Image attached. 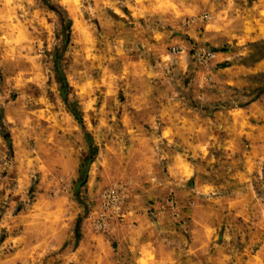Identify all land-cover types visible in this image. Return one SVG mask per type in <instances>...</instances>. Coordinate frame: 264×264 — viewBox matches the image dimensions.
I'll list each match as a JSON object with an SVG mask.
<instances>
[{
  "label": "rangeland",
  "instance_id": "rangeland-1",
  "mask_svg": "<svg viewBox=\"0 0 264 264\" xmlns=\"http://www.w3.org/2000/svg\"><path fill=\"white\" fill-rule=\"evenodd\" d=\"M143 1L144 7L153 3L180 13L138 14L140 0H0V264H138V253L113 251L108 230L114 228L129 242L160 243L157 264H264V141L251 151L246 138L242 145L229 136L215 116L257 100L264 105V72L249 76L241 88H215L211 72L217 66L210 68L219 51L185 34L215 17L223 20V5L231 0ZM57 2L73 20L66 51L60 18L52 10ZM251 3L236 0L247 9ZM56 52L69 91L56 79ZM237 53L233 63L255 64L264 60V42ZM181 62L191 63L185 72ZM153 84L159 89L155 96L211 120L216 136L200 157L177 141L160 142L157 152H148L150 135L137 140L127 134V112ZM77 107L84 130L70 113ZM91 147L98 150L89 168L92 182L77 195ZM176 148L195 165L193 185L187 181L184 190L206 191L200 188L207 183L215 188L203 195L193 190L198 198L190 214L173 210L175 195L161 208L163 217L151 202L150 223L142 224L146 235L141 234L133 226L140 221L129 215L143 204L136 196L145 187L136 175L154 156L160 160ZM166 161L161 160L167 172ZM111 191L119 194L120 211L105 202ZM68 196L81 208L80 238L76 222L71 240L53 249L51 223L69 218L62 201ZM186 197L181 205L188 212ZM87 218L98 238L79 247Z\"/></svg>",
  "mask_w": 264,
  "mask_h": 264
},
{
  "label": "crops",
  "instance_id": "crops-1",
  "mask_svg": "<svg viewBox=\"0 0 264 264\" xmlns=\"http://www.w3.org/2000/svg\"><path fill=\"white\" fill-rule=\"evenodd\" d=\"M140 1L141 4L136 5L138 14L143 11L156 12L160 15L165 13L176 15L180 13L178 10L167 7L160 8L158 5L154 7L153 3H151L149 9L148 7H144L145 2L143 0ZM234 1L231 0L229 5H227L228 3L223 5V20L215 17L214 20L206 25L199 24L193 26L189 31H185V34L194 40V42L202 45L208 44L209 47L219 51L217 52L215 63L213 62L214 64L212 63L210 68L212 69V66L214 68L217 66V70L211 72L213 82L216 85L215 88L227 86L241 88L248 85L247 79L249 76L264 72V60L250 65L233 63L238 50L245 49L251 44L264 42V0H252V3L249 4L251 6L248 9L237 6L236 0ZM232 4L234 5L232 6ZM203 27L204 31H201L200 28ZM181 43L186 48V42L182 41ZM239 54L240 56L243 55V53ZM190 64L181 62V70L185 72ZM151 88L153 89L147 93L148 95H140L135 100V109L127 112V117H125L127 134H130L137 140L139 139L138 137L144 136V134L145 136L150 135L153 139L151 142L153 143L149 144L148 152H157L160 142H166L170 145L174 141L186 146L187 150L194 157H200L201 152L208 151L212 143L211 140L216 136L213 125H211V120L204 118L200 114L177 109L176 106L172 105L171 101L167 102V97L161 98L153 94V92L155 94L159 93L157 86L153 84ZM215 116L218 120L221 119L223 121V130L229 132V136L233 134L234 137L240 138L239 142L242 145L243 139L246 138L251 143V151H256L258 149L257 144L260 145V142L264 141V105L258 100L238 109L221 110ZM155 137L158 138L156 139ZM154 138L157 142L154 141ZM230 141L232 143L231 139ZM234 141L233 143H235ZM252 144L255 145V148ZM234 151L236 150L232 149V153ZM170 153L169 151V154L167 153L164 157L167 160V172L164 164L161 162L164 158L162 157L159 160V157L154 156V162L142 167L140 175H136L137 178L135 179L140 180L145 187V191H142V194H138L140 196H136L143 204H141L142 206L133 208L129 215L133 216L136 222L140 221V224L133 226L141 234L146 235L142 224L145 221L150 223V220L146 216L148 205L151 202L156 203L153 207L157 210L158 216L161 215L163 217L165 212L161 208L165 205V201L168 203L167 200L171 195H175L176 199L173 203V210L177 211L178 216L183 211L186 214H190L195 210V201L198 198L195 195H203L206 191H212L215 188L211 183H207L200 188L206 191L197 192L193 189L195 190L194 192H197L194 193L195 195L193 194V190H184V183L191 180V176L195 173V165L192 161L185 160L177 148L175 149V153ZM91 178L89 177V185L92 182ZM189 182L193 185V181ZM184 194H187L188 212L181 205ZM133 195H135V192ZM62 201L64 204H67L65 205L67 209L64 211L69 214V218L62 219L61 221H52L49 237L53 249L60 248L71 240L76 222L81 215L80 206L75 204L71 196L62 199ZM53 214L56 215V213ZM89 221L91 222V219L87 218L79 247L85 244L86 241L98 238L90 232L91 224H88ZM155 225L151 222V228L154 229ZM108 231L113 237L112 242L109 241L113 251H116L118 248H125L127 250L126 253L129 252L128 250L138 253V264H157L160 262V257L156 250L161 244L153 238H144L136 244L121 239V231L117 228ZM151 257H153L152 260H150Z\"/></svg>",
  "mask_w": 264,
  "mask_h": 264
},
{
  "label": "trees",
  "instance_id": "trees-1",
  "mask_svg": "<svg viewBox=\"0 0 264 264\" xmlns=\"http://www.w3.org/2000/svg\"><path fill=\"white\" fill-rule=\"evenodd\" d=\"M52 10L59 16L61 28H62V34L64 36V44H63V51H66L68 45L71 41V33H72V27H73V20L70 18L68 12L62 7L60 3H55L52 7ZM61 54L59 52H56L55 54V74L57 81L64 86L66 91H69V83L67 80V77L62 71L61 68ZM65 102L68 104L69 102V95L65 97ZM78 103H76L77 105ZM70 113L75 117L78 124L81 126V128L84 130V119L82 116V113L80 112L79 108L70 110ZM98 155V150L96 147H91L90 154L85 158L83 161L81 167H80V177L77 181L76 186V193L78 195L79 189L84 187L88 182V175H89V168L94 163L96 156ZM80 219L77 221V240L80 238Z\"/></svg>",
  "mask_w": 264,
  "mask_h": 264
},
{
  "label": "built area",
  "instance_id": "built-area-1",
  "mask_svg": "<svg viewBox=\"0 0 264 264\" xmlns=\"http://www.w3.org/2000/svg\"><path fill=\"white\" fill-rule=\"evenodd\" d=\"M213 57V54H208L206 56L207 59H211ZM105 202L107 205H111L113 206V208L118 209V211H120V197L117 191H111V192H107L105 193ZM105 218L103 216H101L99 218V227L102 229L105 226Z\"/></svg>",
  "mask_w": 264,
  "mask_h": 264
}]
</instances>
